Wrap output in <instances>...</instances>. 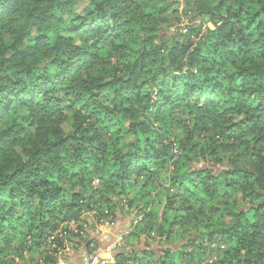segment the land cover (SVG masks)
<instances>
[{
  "label": "trees",
  "instance_id": "obj_1",
  "mask_svg": "<svg viewBox=\"0 0 264 264\" xmlns=\"http://www.w3.org/2000/svg\"><path fill=\"white\" fill-rule=\"evenodd\" d=\"M177 4L0 0V264L128 196L149 212L113 264H194L220 243L215 264H264V0H194L214 29L167 33Z\"/></svg>",
  "mask_w": 264,
  "mask_h": 264
},
{
  "label": "rangeland",
  "instance_id": "obj_2",
  "mask_svg": "<svg viewBox=\"0 0 264 264\" xmlns=\"http://www.w3.org/2000/svg\"><path fill=\"white\" fill-rule=\"evenodd\" d=\"M135 5L142 11L146 0H134ZM177 7L174 12L170 13V20L173 24L167 33H173L178 30L181 34H187L189 29L197 28L203 32L206 28L213 30L212 23L203 22V19L196 14L194 0H176ZM86 4L78 5L75 8L76 12H81ZM172 128V133L175 139H183L186 129L190 128V119L187 117L180 118L178 122L170 121L167 125ZM63 130L69 134V126H64ZM206 134L196 138L198 144H201L205 139ZM173 136L170 137L172 141ZM173 153L178 157L181 153L173 143ZM174 165L169 163L161 172L151 181L153 190L151 191V209L157 210L162 192L170 191V179L172 177ZM99 182L94 180L93 188H98ZM115 205L114 210H109L106 205L100 204V209L84 212L76 220L61 222L57 228L49 233L48 239L38 249H26L24 251V258L21 264H90V258L94 256H102V253L107 248H112V255L118 256L125 250V236L131 233L136 226L140 224L145 213L149 212V208L143 207V201L139 200L135 204H131L130 196L115 198L113 200ZM147 237L141 236L143 242H147L148 248L158 250L160 246H164V237H159L155 231H152ZM186 236H191L193 240L194 233L189 231ZM145 240V241H144ZM180 241V242H178ZM167 242V241H166ZM173 242V247L182 245V240L173 239L168 241ZM28 246H31L29 243ZM206 253L204 252L194 264H215L218 261L222 252H216L225 249V244H211L206 245ZM29 248V247H27ZM217 248V249H216ZM91 252V253H90ZM117 258V257H116ZM87 259V262L84 261ZM115 261V260H114ZM114 261L111 263L113 264Z\"/></svg>",
  "mask_w": 264,
  "mask_h": 264
},
{
  "label": "built area",
  "instance_id": "obj_3",
  "mask_svg": "<svg viewBox=\"0 0 264 264\" xmlns=\"http://www.w3.org/2000/svg\"><path fill=\"white\" fill-rule=\"evenodd\" d=\"M87 262V259H84ZM114 261V256L112 255V248H107L102 256H94L90 258V264H111Z\"/></svg>",
  "mask_w": 264,
  "mask_h": 264
}]
</instances>
